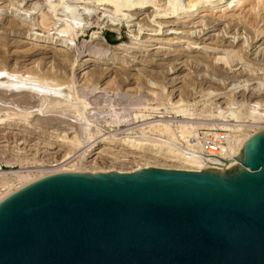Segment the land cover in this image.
Instances as JSON below:
<instances>
[{
	"label": "rangeland",
	"instance_id": "obj_1",
	"mask_svg": "<svg viewBox=\"0 0 264 264\" xmlns=\"http://www.w3.org/2000/svg\"><path fill=\"white\" fill-rule=\"evenodd\" d=\"M192 1L199 8L191 15L183 9V5L191 0H178L179 7L164 15L162 13L172 5L171 1L150 0L147 8L124 6L122 13L127 16L122 17V13H115L110 6L99 5L97 0H51L55 10L47 0H0V71H17L25 75L32 70L44 77L50 75V79L56 78L59 85L70 86L65 92L84 96L86 103L96 97L98 91L104 90L119 92L122 97L135 95L125 99L114 96V103H117L116 99L120 102L115 107L124 110L119 112V118L108 111V115L92 117L93 125L100 133L95 131L94 137L114 134L116 146L119 144L122 152L104 150L85 155L76 162L80 152L71 151L69 154L74 157L66 167L76 162L81 170L114 168L128 171L145 163L176 165L165 161L173 158L171 147L162 149L153 143L137 144L144 153L159 154L152 158L151 155L130 158L132 153L127 150L133 142L130 138H139L141 130L147 126L145 122L151 117L156 118L158 110L151 109L156 106L168 111L163 114H167V118L190 116L188 119L193 120L194 130L198 132L206 127H220L239 133L248 129L240 125L264 123V117L251 114V104L258 101L264 105V86L254 83H264V0H242V5L226 10L230 5L227 1L225 5V0L215 9L206 8L208 3L202 7V0ZM32 4L43 6L42 11L55 22L53 28L47 31L35 24L33 16L39 20L36 14L39 8L23 10ZM71 8L79 17L74 26L73 21L71 25L66 24L71 18L64 11ZM57 25L62 28L72 26L71 35L63 34ZM97 48L106 51L101 61L95 59ZM230 51L235 56L229 55ZM224 55H227V64L215 59ZM87 71L91 74L85 75ZM207 91H215L218 95L210 98L205 95ZM108 97L98 100L102 103L100 106L110 105ZM130 98L143 102L142 106L149 110L135 104V108L131 104L128 106ZM0 99V115L4 113L3 117L10 111L14 114L8 125L0 128L1 196L21 183L23 175L34 177L39 168L67 157L68 149L56 139L64 132L79 133L83 124L71 107L64 108L63 112L51 111L41 106L35 95L0 90ZM175 99L190 104L189 111L174 113L171 102ZM219 108L223 111L219 112ZM125 109L130 111V117L122 116L128 112ZM21 110L30 112L28 123L16 116L18 112L19 115L23 113Z\"/></svg>",
	"mask_w": 264,
	"mask_h": 264
},
{
	"label": "water",
	"instance_id": "obj_2",
	"mask_svg": "<svg viewBox=\"0 0 264 264\" xmlns=\"http://www.w3.org/2000/svg\"><path fill=\"white\" fill-rule=\"evenodd\" d=\"M237 165L56 172L0 201V264H264V128Z\"/></svg>",
	"mask_w": 264,
	"mask_h": 264
},
{
	"label": "bare ground",
	"instance_id": "obj_3",
	"mask_svg": "<svg viewBox=\"0 0 264 264\" xmlns=\"http://www.w3.org/2000/svg\"><path fill=\"white\" fill-rule=\"evenodd\" d=\"M47 1H49L51 3V0H47ZM97 1H100L101 4H99V5H102L104 7L110 6L114 10L115 13H120V14L122 13V8L124 6L129 5L128 7H131L133 5H136V6H138L136 8H143V7L147 8L146 6L149 3H151L150 0H97ZM170 1H171L170 4H172V5H170V8L167 11H164L162 13L163 15L170 13V12H173L172 10H176V8L179 7L178 0H170ZM221 1L222 0H202V1H200V3H202V7H205L204 3H208L206 5V8L211 7L210 9H215V8L221 7L220 6ZM226 1L229 2L228 4L230 6L226 7L224 10H226L227 8L232 9L234 7H238V6L242 5V3H243L242 0H229V1L225 0L224 1L225 3L223 2L225 5L227 4ZM20 4H21V2H20ZM51 4L54 7L53 10H55V7H56L55 4L53 2ZM195 6H196L195 1L191 0V3L186 2V4L183 5V9H185V12L188 15H191V13H193L194 11H196L199 8V6H196V7ZM223 6L224 5H222V7ZM42 7L43 6H40L38 4H32V6L30 8L23 9V10L24 11L25 10L26 11H28V10L34 11V10L39 8V10L37 12L35 11L36 14L38 15L39 20L34 15L33 16L34 22L39 27L48 31L52 26L54 27L55 22L50 21L51 16H48L46 13H44L41 9ZM70 7H73V6H70ZM64 12H66L65 15L68 16V18L69 17L71 18L70 22H66V24L69 23V25H71L70 23L73 21L72 24L74 26V22L78 23L79 17L74 14L76 12L73 11L72 8L70 10H67ZM121 15H122V17L127 16L125 13H122ZM59 25H61V24L59 23ZM59 25H57V26L60 29L61 26H59ZM70 27H72V26L68 27L67 25H65L63 28L61 27L62 28L61 32L63 34H70L71 35L70 32H71L72 28H70ZM57 32L61 33L60 31H57ZM75 33H77V32H75ZM135 35H137V34H135ZM65 36H67V35H65ZM35 40H36V38H35ZM37 42H38V40H37ZM80 50H81V47H80ZM94 53L97 55L95 57V59L101 61V60H103V56L106 53V51L98 49V50H95ZM229 53H228L229 55H231L232 53L234 54L233 51H230ZM226 56L225 55L219 56V57H216L215 59L217 61L223 62L224 64H227L228 61H227ZM231 56H233V55H231ZM234 56H235V54H234ZM111 59L114 60V58H112V57H111ZM3 70H5V68ZM87 73L91 74V72H89V71L85 72L84 74L86 75ZM2 79H4V80H2ZM9 79H11V80H9ZM254 83L264 86V83L261 81H256ZM66 89L70 90V86L59 85L58 80H56V78L51 77V79H50V75L48 77H44L43 75H40L37 72H34L32 70L28 71L25 75H21V74H19V72L17 73V71L16 72H14V71L13 72L0 71V90L6 91V92L11 91L13 93H20V94L21 93H24V94L27 93V94H31V96L35 95V97H38V99L41 103L40 105L43 106L44 108L48 109V110L50 109L51 111L60 110L61 112H63L65 110L64 108L71 107V109H73V111L77 113V115H78L77 119L83 124L79 127V130H80L79 133L76 131H73L72 133L71 132H67V133L64 132V134L61 137L59 136L60 138L58 137V139H56V141L60 145L66 147L68 149V152L66 153L67 157H65L63 160H61L60 162H58L56 164L50 165L48 167L39 168L37 170L38 171L37 174L34 177L23 175L21 177V179H22L21 183H19L14 188H11L8 191L1 194L0 201L3 198H5L6 196H8L9 194L13 193L14 191H16V190L20 189L21 187L27 185L28 183H30V182H32V181H34L40 177H43V176H46V175H49L52 173H56V172H68V171H70V172L89 173V172L118 171V172L131 173L132 171L140 169V168H150L153 166L154 167L169 168V169L176 168V169L189 170V171L195 172V171H200L205 167L211 166L210 162H208V160H206L204 158V156L202 155V151L200 150V146H199L198 141L192 140V138L197 136L198 130H196V131L194 130L196 128V126L193 123L192 119H188L190 116L188 115L189 116L188 118L185 117L182 119H177V118L172 119V117L167 118V117H165L167 114L165 116L163 114L168 113V111L165 112L160 107L156 106L154 108H151V109L156 110V111L158 110L156 118L151 117V118H149L150 121L145 122V124L147 126L145 127V129L141 130L139 138H137V137H131L130 138L129 141L133 140V142L131 143V146H129L127 148V150L132 153L131 154L129 152L131 154L130 158L131 157L143 158L144 156H148V155H151L150 157L152 158V156H159V154H156L153 152L149 153V154L144 153L142 151V149L137 146V144H139V143L152 144L153 143L154 145L161 147L162 149L171 147L172 151L174 152V154L172 156L173 158L166 159L165 161L171 162L173 164L175 163L176 165L165 166L162 164L163 166H159V164H157V163H145V164L137 165L128 171H122V170H118V169H114V168H110L109 170H103V169L81 170L80 167H78L79 165L76 166L75 164H76V162H80L81 159L84 158L85 155L89 156L91 154L99 153V152L104 151V150H108V151H120L121 150V152H122L121 147L119 148L120 145L118 144L116 146V144H117L116 140H115L116 136L114 134H109L108 136H105L106 135L105 134L102 136H98V137L95 136L94 137L95 131L96 132H98V131H97L96 126L93 125L94 119L92 117H94V116L97 117V116L103 115V114L106 115L107 111H108V114L110 112H112L113 113L112 116L117 117L118 115H120V113L122 111H124V110L120 111L119 107H117V108L115 107V105H118V106L120 105V102L118 99H120V97L121 98L124 97V99H125V97L126 96L128 97L129 95L127 94L126 96L122 97L121 96L122 94L120 93V95H119V92H113V93L111 92L110 93L109 90L108 91L104 90L102 92L98 91V93H101V95H98V93H96L98 96L96 95V97H94V98H91L89 96L91 98V100H89V102L86 103V101L83 99L84 96L80 97V95H73L69 92L67 93V92H65ZM230 90H233V88ZM234 90H235V88H234ZM93 91L94 90H91V92H93ZM83 94L84 93H82V95ZM89 94H93V93H90V91H89ZM152 94L155 95V92H152ZM123 95H125V94L123 93ZM139 95H141V94H139ZM205 95L211 98V97H214L215 95H218V93L215 91H207L205 93ZM114 96L115 97L117 96V98H118V99H116V101H117L116 104L114 103V100H113ZM130 96L135 97V95H130ZM105 97H108V100L110 101V105L108 104L109 106H105V105L100 106L102 103L99 102L98 100L99 99L101 100L102 98H105ZM142 97H143V95H142ZM142 97H140L139 100ZM144 99H146V98H144ZM0 100H2V99H0ZM133 101H134V99L131 100V98H130V102H128L127 105L129 106L131 104L132 107L135 108V106H133L135 104L136 107H137V105H140L138 107H143L145 110L148 109L147 106H142L141 103H143V102L139 103V101L136 100L137 103H135L136 101H134V102ZM0 102H2V101H0ZM2 104H4V103H2ZM189 105L190 104H187L183 100H180V99H175L171 102V108H172L173 112L176 114L178 112L179 113L180 112L187 113L189 111V109H188ZM251 105H252L251 107L253 108L251 110V114L254 115V117L255 116L261 117L263 119L264 112L262 111V109H264V105H262V103H259L258 101L251 104ZM123 109H124V107H123ZM222 109L223 108H219V112H222L223 111ZM126 111H128V110H126ZM138 111H141V110H138ZM22 112L23 113H21L20 115L18 114L19 112L16 113V116L20 117L26 123H28L30 112H27V113L26 112L24 113V111H22ZM112 113H110V114H112ZM144 114H145V112H144ZM2 115H0V128H3V125L7 126L8 121L10 119H12L14 116V114H11V111L9 113H6V115H4L3 117H2ZM130 115H131V113H130V111H128L127 113H125L122 116L126 118V117H130ZM134 115H136V114H134ZM214 117H216V116L214 115ZM118 118H119V116H118ZM145 120H147V119H145ZM118 122H120V120ZM93 126L95 128H93ZM240 126H246L248 129L244 130V129H242V127H240V129H242V131H239V133L237 131L233 132L234 143L232 145H230L228 147V149L226 150L227 152L224 154V158H223V161H225V165L219 166V168H218L219 170H225L229 166L237 165V163L239 161L238 156L240 155V153L242 151L241 148H242L243 144L245 143V141L249 137H251L253 134L257 133L259 130L263 129L264 123H258V122L255 123L254 122V123H246L245 125H240ZM211 127H213V126H211ZM203 129L207 130V129H210V127H206ZM211 129H214V128H211ZM125 132H126V130H125ZM96 135H97V133H96ZM173 144H175V146ZM178 144H179V146H178ZM172 147L174 148V150ZM168 150H170V149H168ZM71 151H73V152L77 151L78 153L80 152V156L78 157L79 160L77 159L75 164H71L68 167H66L68 165V163L73 160L71 158L74 157L72 154H69V152H71ZM77 155H79V154H77Z\"/></svg>",
	"mask_w": 264,
	"mask_h": 264
},
{
	"label": "built area",
	"instance_id": "obj_4",
	"mask_svg": "<svg viewBox=\"0 0 264 264\" xmlns=\"http://www.w3.org/2000/svg\"><path fill=\"white\" fill-rule=\"evenodd\" d=\"M199 143L202 155L211 166L209 168L218 169L224 166V154L230 145L234 143L233 132L220 127L215 129H199L196 137L192 138Z\"/></svg>",
	"mask_w": 264,
	"mask_h": 264
}]
</instances>
